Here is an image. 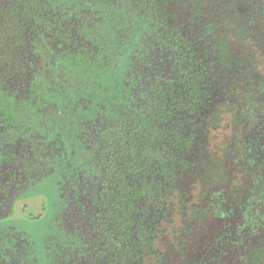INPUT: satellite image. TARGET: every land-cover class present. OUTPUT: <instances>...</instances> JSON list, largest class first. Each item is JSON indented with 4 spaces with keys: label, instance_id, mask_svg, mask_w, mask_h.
I'll use <instances>...</instances> for the list:
<instances>
[{
    "label": "trees",
    "instance_id": "trees-1",
    "mask_svg": "<svg viewBox=\"0 0 264 264\" xmlns=\"http://www.w3.org/2000/svg\"><path fill=\"white\" fill-rule=\"evenodd\" d=\"M140 1L164 71L107 137L88 264H264V0Z\"/></svg>",
    "mask_w": 264,
    "mask_h": 264
},
{
    "label": "flooded vegetation",
    "instance_id": "flooded-vegetation-1",
    "mask_svg": "<svg viewBox=\"0 0 264 264\" xmlns=\"http://www.w3.org/2000/svg\"><path fill=\"white\" fill-rule=\"evenodd\" d=\"M139 4L0 0V264H88L107 137L164 71Z\"/></svg>",
    "mask_w": 264,
    "mask_h": 264
}]
</instances>
